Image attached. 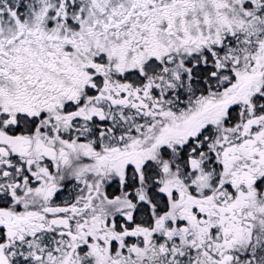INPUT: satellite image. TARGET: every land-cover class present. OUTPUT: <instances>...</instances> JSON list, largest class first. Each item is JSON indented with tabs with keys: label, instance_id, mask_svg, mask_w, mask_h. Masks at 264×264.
<instances>
[{
	"label": "snow or ice",
	"instance_id": "6c2138e0",
	"mask_svg": "<svg viewBox=\"0 0 264 264\" xmlns=\"http://www.w3.org/2000/svg\"><path fill=\"white\" fill-rule=\"evenodd\" d=\"M0 264H264V0H0Z\"/></svg>",
	"mask_w": 264,
	"mask_h": 264
}]
</instances>
